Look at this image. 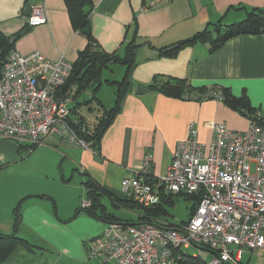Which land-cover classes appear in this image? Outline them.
I'll use <instances>...</instances> for the list:
<instances>
[{
    "label": "crops",
    "instance_id": "1",
    "mask_svg": "<svg viewBox=\"0 0 264 264\" xmlns=\"http://www.w3.org/2000/svg\"><path fill=\"white\" fill-rule=\"evenodd\" d=\"M151 1L93 0L90 18L101 49L122 55L124 45L134 36L141 44L132 88L104 133L99 152L55 133L33 148L0 137V231L16 230L18 236L37 246L33 251L19 247L7 264H106L88 256L86 243L99 236L107 223L85 212L74 217L75 212L62 210L51 196L53 192L34 182L33 171L16 167L22 150L31 148L33 155L48 148L53 152L46 159L48 164L53 169L78 171L85 177V190V181L91 177L114 194L125 196L120 188L125 177L146 174L156 183L166 173L173 151L187 136L190 124L205 143L212 139L211 122H223L238 131L249 125L246 115L219 99L200 102L149 90L156 77L185 78L194 87H228L236 96L247 95L264 116V33L239 34L215 50L209 42L197 41L182 48L176 57L159 55L160 48L205 29L212 31L213 38L218 37L231 24L244 20L252 9H264V0H171L153 7ZM35 2L45 4L48 21L16 38L13 49L21 53L37 50L52 60L65 57L74 62L87 39L73 28L64 0H0V32L15 37L26 27L29 6ZM138 86L144 91L137 93ZM148 155L151 160L146 167ZM18 215L20 222L15 228ZM164 217L172 221L168 213ZM248 251L250 257L245 262L244 251L242 264H264V248L255 250L258 258L254 263L250 259L255 252ZM179 254L182 258L174 264H190L185 261L189 256L210 262L199 253L188 255L182 250Z\"/></svg>",
    "mask_w": 264,
    "mask_h": 264
},
{
    "label": "built area",
    "instance_id": "2",
    "mask_svg": "<svg viewBox=\"0 0 264 264\" xmlns=\"http://www.w3.org/2000/svg\"><path fill=\"white\" fill-rule=\"evenodd\" d=\"M171 0H153L151 5ZM27 25L48 21L46 6H29ZM74 65L40 51L11 49L1 68L0 137L34 147L51 133L86 146L69 122L75 87H67ZM209 143L198 138L194 124L180 140L158 183L146 174L125 177L120 188L139 204L160 202V192L198 195L187 222L160 225L108 222L103 232L87 242L90 258L111 264H174L183 247L204 245L213 256L209 264H242L246 250L264 248V125L249 119L244 131L211 122ZM151 156L145 159L150 164ZM160 189V190H159ZM89 200L83 202L88 206Z\"/></svg>",
    "mask_w": 264,
    "mask_h": 264
},
{
    "label": "trees",
    "instance_id": "3",
    "mask_svg": "<svg viewBox=\"0 0 264 264\" xmlns=\"http://www.w3.org/2000/svg\"><path fill=\"white\" fill-rule=\"evenodd\" d=\"M67 6L68 14L73 28L84 35L87 39L86 47L78 53L77 59L73 62L74 68L67 82V87H75V97H78L84 91L92 90L93 96L90 99H85L84 103L92 102L99 98L97 93L104 82L116 84V101L109 109H105L103 114L99 116L97 122L90 127L85 123L83 116L78 115L76 107L70 108L69 122L74 129L76 135L83 139L88 146L94 151L99 152L102 137L108 127L112 124L116 116L122 109L124 98L132 88V72L137 65V51L141 44L134 36L131 41L124 45V53L120 55L117 52H106L101 49L93 34L91 11L94 5L93 0H64ZM137 26V21H134ZM219 26V23L218 25ZM32 27L26 25L18 31L14 36L15 39L21 37L28 32ZM211 30L205 29L196 33L190 38L177 41L169 46L159 49V55L166 57H176L182 48L193 44L197 41L209 42L213 50L222 46L230 38L243 33L258 34L264 33V9H252L248 12L247 17L240 21L231 24L225 32L213 38ZM13 36V35H12ZM12 36L4 35L0 32V69L3 66V61L8 52L13 49L14 42H11ZM121 63L125 65V73L122 80L104 81L103 71L110 69L112 64ZM149 90H157L166 96L178 97L188 100L205 101L209 99H221L230 108L246 115L248 118L257 121L260 125H264V116L261 115L259 108L252 105L249 97L245 94L241 96L234 95L228 87L211 86V87H194L187 79L177 77H156L153 82L148 85ZM80 104V103H79ZM78 121V122H76ZM33 148V147H32ZM86 198L90 204L88 206H80L76 209L74 217L85 212L96 220L103 222L121 221L127 223L135 222H152L160 225H179L169 220H165V215L169 213L168 207L175 205L176 198L180 195H186L194 200L193 206L190 208L189 217L192 211L196 208L199 202L198 195H190L185 192H163L160 187V202L151 207L139 204L131 196H118L114 192L108 190L96 180L88 177L85 181ZM104 196L110 199L118 206L129 210H136L139 213L137 220H129L118 217L115 213L109 212L107 206L102 202ZM73 217V218H74ZM19 215L16 216L15 228L19 225ZM183 222V221H181ZM184 222H186L184 220ZM19 247H24L33 251L36 245L30 243L26 239L17 235L16 230L13 233H4L0 231V264H7L6 261L12 253ZM206 247V246H205ZM209 248V247H207ZM210 249V248H209ZM211 251V250H210ZM190 264H206L199 258L191 256L185 260Z\"/></svg>",
    "mask_w": 264,
    "mask_h": 264
},
{
    "label": "rangeland",
    "instance_id": "4",
    "mask_svg": "<svg viewBox=\"0 0 264 264\" xmlns=\"http://www.w3.org/2000/svg\"><path fill=\"white\" fill-rule=\"evenodd\" d=\"M159 4L162 3H157L156 5ZM156 5H151V7ZM124 73H125V65L117 62L115 64H112L110 69H105L103 71V79L120 81L122 80ZM92 96L93 94L91 89L84 91L81 94H79V96L76 97L73 100V102H71L69 105L70 108L77 106L76 110L78 112V115L83 116L85 119V123L90 127H93V125L97 122L99 116L103 114L105 109L109 110L115 104L116 96H117L116 84H110L104 82L99 92L97 93V97L99 98V100L95 99L92 102H90V104L84 103L85 99L88 100ZM53 135H57V134L55 133ZM66 145L70 146L75 144H66ZM85 147H90V146H88L86 143ZM30 149L22 150L19 160L20 163H18L16 167L20 169H26L31 172L33 171L35 174L34 182H37L38 184H42L44 187L51 190L54 194L51 196L55 199V201H57L58 206L62 210L64 211L69 210L72 213L75 212L74 210L77 206L79 207L82 206L83 202L85 200H88L86 198V190L83 185V181L85 177L81 176V174L78 171H74L73 168L72 170L68 169L67 171L68 173L66 172L65 169L61 167H59L58 169H53L51 165H49L48 162L46 161V159L53 153L52 150L48 148H44L38 150L35 154L32 155ZM62 176H64L63 179ZM158 179L156 183H158ZM78 193H79V199H78ZM194 200L195 199H192L191 197L186 195L178 196L176 198L175 205L168 207V211H169L168 214L171 216L170 217L171 220L174 223H180L181 221L184 222V220L187 222L189 219L190 208L191 206H193ZM102 202L107 206L109 212L115 213L120 218H125L129 220L138 219V213H139L138 211L129 210L121 206H118L108 196H104L102 198ZM114 222H121V221H114ZM123 223H127V222H123ZM137 223L139 222H135L132 224H137ZM183 248H184L183 250L186 253H188V255H194V253L197 254L199 253L202 255V258L207 261H210L212 258V252L210 251L209 248L205 247L204 245H191L189 247H183ZM86 251H87V243H86ZM254 252L255 254L250 259L251 263H254L255 259L258 258V255H256L258 251H254ZM53 255H57V254H52V256ZM249 257H250V253L248 250H246L244 255L245 262L248 261ZM53 259H55V256L53 257ZM91 259H95V258H91ZM98 260L103 262V260L100 259ZM111 264H115V261H112Z\"/></svg>",
    "mask_w": 264,
    "mask_h": 264
},
{
    "label": "water",
    "instance_id": "5",
    "mask_svg": "<svg viewBox=\"0 0 264 264\" xmlns=\"http://www.w3.org/2000/svg\"><path fill=\"white\" fill-rule=\"evenodd\" d=\"M29 11H30V8H29ZM15 41V37H13L12 39H11V42H14ZM2 53V51H0V54ZM0 78H1V69H0ZM142 91H144V88L143 87H141V86H138L137 88H136V92L137 93H140V92H142Z\"/></svg>",
    "mask_w": 264,
    "mask_h": 264
}]
</instances>
